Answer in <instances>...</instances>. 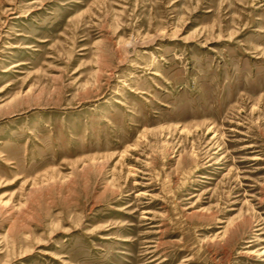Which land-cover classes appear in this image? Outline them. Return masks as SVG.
<instances>
[{
	"label": "rangeland",
	"instance_id": "rangeland-1",
	"mask_svg": "<svg viewBox=\"0 0 264 264\" xmlns=\"http://www.w3.org/2000/svg\"><path fill=\"white\" fill-rule=\"evenodd\" d=\"M0 264H264V0H0Z\"/></svg>",
	"mask_w": 264,
	"mask_h": 264
}]
</instances>
